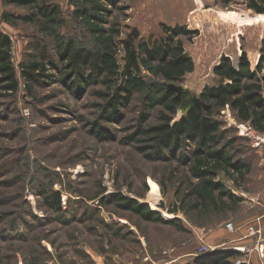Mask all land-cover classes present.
<instances>
[{
	"label": "rangeland",
	"instance_id": "1",
	"mask_svg": "<svg viewBox=\"0 0 264 264\" xmlns=\"http://www.w3.org/2000/svg\"><path fill=\"white\" fill-rule=\"evenodd\" d=\"M44 1L62 12L60 37L73 40L84 51L95 49L88 28L73 17L81 0ZM201 1L202 8L193 0H121L106 7L107 21L120 33L121 80L133 73L163 82L167 89L183 88L185 95L175 93L182 104L190 95L202 110L199 95L204 87L225 83L212 73L222 56L236 66L237 51L243 49L253 69L264 22L241 27L236 41L237 23L222 20L219 13L234 12L241 18L260 14L246 8L248 0ZM3 11L24 10L4 7L0 0V32L11 40L19 81L15 94L0 92V264H212L230 254L236 255L231 264H264V133L254 130L256 138L245 136L247 124L237 121L227 106L214 114L221 124L215 149L249 165L250 172L243 181L222 173L213 178L225 192L242 198L238 206L217 200L214 208L199 201L193 194L198 181L190 173L194 144L182 142L175 159L168 160L165 151L157 158L149 150L150 139L140 133L159 124L161 107L148 111L143 92L134 95L128 106H119L115 116L109 115L105 109L114 88L97 82L94 75V84L78 82L68 63L60 60L54 38L35 25L3 23ZM162 25L197 32L191 39L179 37L193 71L171 83L155 80L141 66L138 53L140 43L164 44ZM41 48L48 56L45 74L50 78L25 85L18 66L38 58ZM144 112L149 118L141 123ZM150 179L159 188L158 200L149 194ZM56 196L59 210L50 205ZM117 198L147 205L174 223L145 221L124 210L120 205L124 200ZM227 224L234 230L229 231ZM250 226L259 234L249 236ZM256 242H261L262 253ZM232 247H248L251 252Z\"/></svg>",
	"mask_w": 264,
	"mask_h": 264
},
{
	"label": "trees",
	"instance_id": "2",
	"mask_svg": "<svg viewBox=\"0 0 264 264\" xmlns=\"http://www.w3.org/2000/svg\"><path fill=\"white\" fill-rule=\"evenodd\" d=\"M121 0H81L76 3L73 17L81 21L93 37L95 49L84 51L75 46L73 40H64L58 31L64 26V17L60 8L44 0H1L2 6L24 10L20 14L3 11L1 20L11 26L17 24L35 25L46 37L56 40L55 48L62 62L68 63L72 74L83 83L92 84L93 75L97 82L114 88L113 95L108 100L109 115L115 116L119 106H128L136 94L145 92L143 106L148 111L161 107L159 124L141 130L143 135L153 144L151 149L157 158H162L164 151L167 159H175L182 142L194 144L190 153V170L192 178L198 181L193 188V194L199 201L216 208V201L233 207L243 200L232 193L225 192L223 187L213 181L217 173L236 176L238 181L249 174L250 166L234 162L224 150L215 149L218 146V135L221 124L214 119V114L226 106L235 114L237 121L248 124L253 130L264 133V39L261 41L259 56L252 69L245 50H241L237 65L228 57L222 56L219 63L212 69V73L225 83L218 86L204 87L199 95L202 103L200 113L196 109H189L184 116L174 121L176 110L182 105V99L167 89L163 82L147 81L145 77L127 73L121 80L120 67L117 62V38L119 29L107 21V8L116 6ZM257 3L248 0L246 8L255 14L264 15V1ZM106 26V27H105ZM165 42L154 43L149 47L146 43L138 45L140 64L155 80L175 82L193 71L194 65L190 57H184V46L179 37L192 38L196 31H189L185 27L173 28L163 26ZM11 40L0 32V92L15 94L19 88L17 73L12 62ZM48 56L41 48L38 58H32L19 64V75L25 85L44 83L43 78L48 65ZM91 73L84 77V72ZM94 84V83H93ZM149 118L143 113L141 123ZM99 133V132H97ZM216 195V197H215ZM47 200V199H46ZM122 208L131 211L145 221L173 225V221H165L160 214L151 211L147 205L136 203L131 199L117 198ZM55 209H60L59 198L56 196L50 202ZM236 255H221L212 264H231Z\"/></svg>",
	"mask_w": 264,
	"mask_h": 264
},
{
	"label": "bare ground",
	"instance_id": "3",
	"mask_svg": "<svg viewBox=\"0 0 264 264\" xmlns=\"http://www.w3.org/2000/svg\"><path fill=\"white\" fill-rule=\"evenodd\" d=\"M193 2L195 3V5L198 8H202L203 4H202L201 0H193ZM219 17L222 20H224V21H231V22H236L237 23V30H236V33H235L236 41H238V39H239L238 37L242 35L241 27L251 26V25H254V24H257V23H260V22H264V15H257V16H254V17L241 18V17H237L236 13H234V12H220L219 13ZM237 44L239 45V43H237ZM237 53H238L237 56H240L241 49H238ZM257 57L255 59V63L257 61ZM190 93H192V92H190ZM193 106H197L196 98H192V96L187 95V97L185 98L183 107L178 109V116H177V118H175L174 121H177L182 116H184L186 114L185 113L186 110L188 111ZM148 182H149V186H150V189H151V192L149 194L155 200L160 199V192H159L158 186L151 179L148 180ZM165 217L166 218L168 217L170 219L172 218V216H168V215H165Z\"/></svg>",
	"mask_w": 264,
	"mask_h": 264
},
{
	"label": "built area",
	"instance_id": "4",
	"mask_svg": "<svg viewBox=\"0 0 264 264\" xmlns=\"http://www.w3.org/2000/svg\"><path fill=\"white\" fill-rule=\"evenodd\" d=\"M247 126L248 127H245V133H244V135L245 136H248V137H252V138H256L255 136H256V132L247 124ZM227 227V229L229 230V231H232V230H234V228L232 227V225L231 224H227L226 225ZM255 234H259V231H256V229L255 228H253L252 226H250V227H248V235L249 236H256ZM259 245V247H260V252L262 253V244H261V242H256L255 243V246H258ZM246 246V245H245ZM230 249V248H229ZM232 250H237L238 252H240V253H245V254H248V253H250L251 252V249L250 248H248V247H232L231 248ZM255 249L257 250V248L255 247ZM261 257H262V255H260ZM246 264H250V263H246Z\"/></svg>",
	"mask_w": 264,
	"mask_h": 264
},
{
	"label": "water",
	"instance_id": "5",
	"mask_svg": "<svg viewBox=\"0 0 264 264\" xmlns=\"http://www.w3.org/2000/svg\"><path fill=\"white\" fill-rule=\"evenodd\" d=\"M134 55H135L134 52H132V55H131L132 63H135V56ZM168 89L171 90L172 92L176 93L177 95H179V94L185 95V92H184L183 88L176 87V86H168ZM196 103H197V106H193L190 109L194 108V109H196L198 111V113H200L201 112V106L198 104V99H196ZM183 104L181 105V107H183ZM186 112H187V110H186Z\"/></svg>",
	"mask_w": 264,
	"mask_h": 264
},
{
	"label": "crops",
	"instance_id": "6",
	"mask_svg": "<svg viewBox=\"0 0 264 264\" xmlns=\"http://www.w3.org/2000/svg\"><path fill=\"white\" fill-rule=\"evenodd\" d=\"M184 57H189V56H186V55H184ZM258 58V57H257ZM257 62V61H256ZM256 64V63H255Z\"/></svg>",
	"mask_w": 264,
	"mask_h": 264
}]
</instances>
